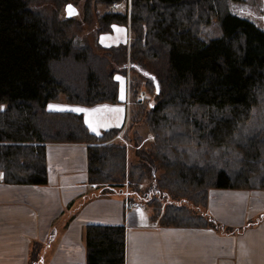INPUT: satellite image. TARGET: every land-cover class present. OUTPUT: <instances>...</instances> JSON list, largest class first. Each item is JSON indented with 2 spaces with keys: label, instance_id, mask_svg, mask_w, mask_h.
I'll use <instances>...</instances> for the list:
<instances>
[{
  "label": "trees",
  "instance_id": "trees-1",
  "mask_svg": "<svg viewBox=\"0 0 264 264\" xmlns=\"http://www.w3.org/2000/svg\"><path fill=\"white\" fill-rule=\"evenodd\" d=\"M63 1L0 0V182L43 185L46 143L83 142L88 181L124 196L128 178L129 198L147 200L163 226H221L206 210L211 189H264V0H94L105 9L93 45L77 33L89 8L66 17ZM112 23L128 26V44H100ZM129 48L154 99L140 106L151 138L132 161L111 141L118 129L96 135L81 114L46 109L116 102ZM83 239V264L124 263L123 224H86Z\"/></svg>",
  "mask_w": 264,
  "mask_h": 264
},
{
  "label": "crops",
  "instance_id": "crops-1",
  "mask_svg": "<svg viewBox=\"0 0 264 264\" xmlns=\"http://www.w3.org/2000/svg\"><path fill=\"white\" fill-rule=\"evenodd\" d=\"M129 35L126 25L112 23L98 40L104 46L128 44ZM114 78L116 102L50 101L46 109L81 114L96 135L116 128L111 141L118 142L131 101L124 74ZM45 150V184L0 182V264H33L32 253L36 264H83L86 224L124 225L123 264H264V217L234 234L225 229L245 225L264 208V189H211L206 210L221 226H163L151 212L126 207L121 189L103 194V186L88 181L86 143L48 142Z\"/></svg>",
  "mask_w": 264,
  "mask_h": 264
},
{
  "label": "rangeland",
  "instance_id": "rangeland-1",
  "mask_svg": "<svg viewBox=\"0 0 264 264\" xmlns=\"http://www.w3.org/2000/svg\"><path fill=\"white\" fill-rule=\"evenodd\" d=\"M246 3H254V0H243ZM66 2H72L73 4L76 5V7L79 10V13L76 15L78 20H82V18L85 15L86 12V8H89L90 10V16H91V21L90 22H84L79 30L77 31L78 35H80L81 37L84 38L85 41H87L88 43L93 45V36H92V32L93 30L96 28L97 26V15L99 13V11L101 12L104 8V6L99 5L94 3V0H64L62 2L61 5V11L62 14H64V5ZM112 5V4H111ZM97 6V9H96ZM125 7L128 8L127 2L126 1H122V2H117V4L114 6H108L107 9L110 10H123ZM125 25V24H124ZM127 26V25H126ZM128 27V26H127ZM102 46H104L102 43H100ZM95 50H98L96 48H94ZM97 52L102 53V50H98ZM129 54L127 60H125L124 63L122 64H116L115 67L118 68V70L116 71V73H123L125 78H126V93L129 97L130 100H132L131 97L134 98L135 100V104H133L134 106V110L139 111L140 109V116L138 120L133 121L130 119L127 122L126 125V129H124V132H119V141L120 143H123L126 147V158L129 161H132L135 159V150L142 145V142H147L148 139L151 138L150 134L147 132V130L145 129L143 120H144V116L142 113V108L140 106H145L146 103L150 100H154L153 98H151L149 95H146V86H145V80L143 78V75L140 72V65H138V60L136 61H132L131 58V52H132V48H129ZM140 64V62H139ZM146 64V65H145ZM145 68L149 71V72H153V68L151 66H149L147 63H145ZM134 86H136L137 90L134 89ZM135 90V92H134ZM139 98V99H138ZM139 100V101H137ZM132 105V104H131ZM147 106V105H146ZM144 110V108H143ZM140 135V136H139ZM140 137H142V140H140ZM113 142V141H112ZM138 142V143H137ZM135 143H137V145H135ZM148 143V142H147ZM127 174V173H126ZM123 193L124 196L126 194H128L130 192V182L128 180V178H124L123 181ZM125 198V197H124ZM136 202H138L139 204H141L140 208H138L136 211L137 212H147L150 213L152 215V219L156 220L157 222L159 221V218L161 217V213L159 214L158 211L154 210L153 205H149L148 201L146 200H139V199H132ZM190 205H188L189 207ZM163 209V207H161ZM198 210V209H197ZM135 211V212H136ZM201 212H204V208H200ZM260 217H264V208L260 211H258L256 214H253L250 218V221H256L258 218ZM247 223V221H246ZM227 233H237L241 230H243V228L241 227H226L225 228Z\"/></svg>",
  "mask_w": 264,
  "mask_h": 264
},
{
  "label": "water",
  "instance_id": "water-1",
  "mask_svg": "<svg viewBox=\"0 0 264 264\" xmlns=\"http://www.w3.org/2000/svg\"><path fill=\"white\" fill-rule=\"evenodd\" d=\"M69 6L71 7V11L69 10ZM79 13L78 8L76 7L75 4L72 2H66L64 5V15L66 17H73L76 16Z\"/></svg>",
  "mask_w": 264,
  "mask_h": 264
},
{
  "label": "built area",
  "instance_id": "built-area-1",
  "mask_svg": "<svg viewBox=\"0 0 264 264\" xmlns=\"http://www.w3.org/2000/svg\"><path fill=\"white\" fill-rule=\"evenodd\" d=\"M124 197H125L124 203L126 207L128 208H138L139 207L140 208L141 204L129 198L128 194H126Z\"/></svg>",
  "mask_w": 264,
  "mask_h": 264
},
{
  "label": "snow or ice",
  "instance_id": "snow-or-ice-1",
  "mask_svg": "<svg viewBox=\"0 0 264 264\" xmlns=\"http://www.w3.org/2000/svg\"><path fill=\"white\" fill-rule=\"evenodd\" d=\"M69 10L71 11V7L69 6Z\"/></svg>",
  "mask_w": 264,
  "mask_h": 264
}]
</instances>
